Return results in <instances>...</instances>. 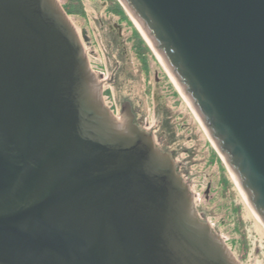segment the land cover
Listing matches in <instances>:
<instances>
[{
	"label": "water",
	"instance_id": "95a60500",
	"mask_svg": "<svg viewBox=\"0 0 264 264\" xmlns=\"http://www.w3.org/2000/svg\"><path fill=\"white\" fill-rule=\"evenodd\" d=\"M118 1L264 225V0ZM0 264H240L59 0H0Z\"/></svg>",
	"mask_w": 264,
	"mask_h": 264
},
{
	"label": "rangeland",
	"instance_id": "374dc122",
	"mask_svg": "<svg viewBox=\"0 0 264 264\" xmlns=\"http://www.w3.org/2000/svg\"><path fill=\"white\" fill-rule=\"evenodd\" d=\"M59 1L64 3L67 0ZM83 5L87 12L85 24L94 25V21L97 20L95 13L98 9L97 2L83 0ZM69 18L80 34L77 24V18L80 16L69 14ZM91 45L90 47L85 46L84 49L88 52L87 55L92 64L91 69H94L97 81H100L99 72L96 69L101 70V68H97L94 63L103 60L109 52L101 43L94 42ZM162 64L165 78L173 86L167 90L168 94L165 89L163 91L165 105L163 113L150 108L152 103L149 101V106L148 102H145L144 97L141 96L142 93L138 90L139 84H131L129 81L116 79L112 85L105 84L102 89L109 91L108 96L106 90L103 92L105 103L112 107L118 106L124 96L132 94L134 87L137 93L133 104L139 119L143 122V127L146 130L155 128L158 132L162 129L166 130L165 138L170 148L166 146L176 162L180 164V174L190 187L194 207L199 216L210 223L213 231L219 234L240 264H264V225L255 216L231 171L217 151V161L213 159L214 145L186 101V97L178 90L168 69L163 62ZM111 69L112 67L104 70V78L109 77ZM173 89L176 95L171 94ZM139 99L142 102L139 103ZM154 134L157 135V131ZM208 183L210 187L206 192Z\"/></svg>",
	"mask_w": 264,
	"mask_h": 264
},
{
	"label": "flooded vegetation",
	"instance_id": "af4514ba",
	"mask_svg": "<svg viewBox=\"0 0 264 264\" xmlns=\"http://www.w3.org/2000/svg\"><path fill=\"white\" fill-rule=\"evenodd\" d=\"M90 1L97 2L98 7V9L95 10L97 20L94 21V25L85 24L87 12L84 8L83 0L73 1L79 6L78 11L73 13V15L80 16V18H77V24L80 30V34H78L84 48L85 46H92L91 44L95 42L98 44L101 43L109 52L108 56L105 55L103 60L94 63L97 68H101V70L96 69V71L99 72L101 88H103L105 84H114L116 79L129 81L131 84L135 83V85L137 83L139 84L138 90L142 93L141 96L144 97L145 102H148L149 106V101H151L152 105L150 108H153V110L158 113H163L165 111L163 91L164 89L167 91L173 86L171 82L166 80L162 68L163 64L149 45L140 26L131 18L120 3L121 6L116 4L115 0ZM87 54L88 52H86V55ZM92 55L94 54L92 53ZM87 58L91 67L92 64L88 55ZM111 67L112 69L110 70L109 77L104 78V70ZM104 90H106L108 96L109 91L105 88L102 89V96L104 97ZM131 93L132 94L124 96V98L119 101L118 106H109V108L117 118H131L135 124L146 130V128L143 127V122L139 119L138 112L135 110L133 104V99L136 98L135 94L137 93L134 91V87L132 88ZM166 94H168V91ZM171 94L176 95V91L174 89L173 91L171 90ZM140 99L138 101L139 103L142 102ZM154 104H156V106H154ZM146 131L153 136L159 149L170 155L175 163L177 171L180 173V164L176 162L173 154L167 148L169 142H167L165 138L166 130L162 129L158 132L157 129L153 128ZM156 131L158 133L157 135L154 134ZM217 156L218 154L214 148L212 150V157L216 161ZM209 187L210 184L208 183L206 192L209 191Z\"/></svg>",
	"mask_w": 264,
	"mask_h": 264
},
{
	"label": "trees",
	"instance_id": "16d2710c",
	"mask_svg": "<svg viewBox=\"0 0 264 264\" xmlns=\"http://www.w3.org/2000/svg\"><path fill=\"white\" fill-rule=\"evenodd\" d=\"M69 1L67 0L66 2L62 3V6L68 14H73L78 11L79 6L73 2L74 0H69ZM115 1L116 4H118V6H121L118 0Z\"/></svg>",
	"mask_w": 264,
	"mask_h": 264
},
{
	"label": "bare ground",
	"instance_id": "6f19581e",
	"mask_svg": "<svg viewBox=\"0 0 264 264\" xmlns=\"http://www.w3.org/2000/svg\"><path fill=\"white\" fill-rule=\"evenodd\" d=\"M142 30V29H141ZM143 32V31H142ZM170 76H171V74H170ZM171 78H172V80H174L173 79V77L171 76ZM174 83H176L175 81H174ZM176 86H177V84H176ZM178 87V86H177ZM179 88V87H178ZM180 90V89H179ZM180 92H181V90H180ZM185 97V96H184ZM186 99V101L189 103V101L187 100V98H185ZM189 105H190V103H189ZM191 106V105H190ZM192 108V107H191ZM192 110H193V108H192ZM194 111V110H193ZM195 112V111H194ZM195 115L197 116V114L195 113ZM197 118H198V116H197ZM198 120H199V118H198ZM200 121V120H199ZM204 128V127H203ZM204 130L206 131V129L204 128ZM207 133V132H206ZM233 175V174H232ZM233 177H234V175H233ZM234 179H235V182H236V184L239 186V184H238V182H237V180H236V178L234 177ZM239 189L241 190V188H240V186H239ZM242 191V190H241ZM242 193H243V196H244V198L246 199V196H245V194H244V192L242 191ZM254 212V211H253ZM254 214H255V212H254ZM255 216L258 218V216H257V214H255ZM259 219V218H258ZM260 220V219H259Z\"/></svg>",
	"mask_w": 264,
	"mask_h": 264
}]
</instances>
